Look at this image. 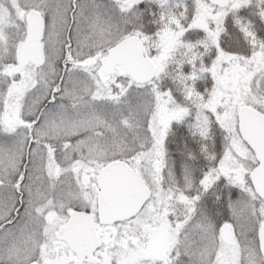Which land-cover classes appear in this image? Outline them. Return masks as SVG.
Listing matches in <instances>:
<instances>
[{
	"label": "snow or ice",
	"instance_id": "1",
	"mask_svg": "<svg viewBox=\"0 0 264 264\" xmlns=\"http://www.w3.org/2000/svg\"><path fill=\"white\" fill-rule=\"evenodd\" d=\"M0 264H264V0H0Z\"/></svg>",
	"mask_w": 264,
	"mask_h": 264
}]
</instances>
